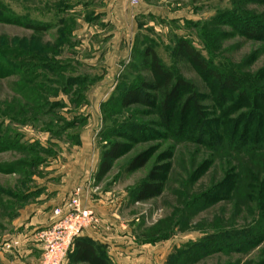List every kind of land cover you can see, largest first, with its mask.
Returning <instances> with one entry per match:
<instances>
[{"label": "rangeland", "instance_id": "rangeland-1", "mask_svg": "<svg viewBox=\"0 0 264 264\" xmlns=\"http://www.w3.org/2000/svg\"><path fill=\"white\" fill-rule=\"evenodd\" d=\"M245 26L264 32V0H0V258L37 246L39 261L35 236L78 188L95 221L83 235L109 264H264V40ZM179 41L237 88L219 98ZM145 47L199 112L163 127L156 108L121 105L152 80ZM162 166L160 195L136 202Z\"/></svg>", "mask_w": 264, "mask_h": 264}, {"label": "trees", "instance_id": "trees-1", "mask_svg": "<svg viewBox=\"0 0 264 264\" xmlns=\"http://www.w3.org/2000/svg\"><path fill=\"white\" fill-rule=\"evenodd\" d=\"M244 28L248 37L264 40V32L260 29L252 26H245ZM176 56L186 60L199 72L211 77L216 83L219 98H224L225 95L230 94L237 88L236 85L238 82L236 77L231 74H218L211 70L198 52L185 42L179 41L177 44ZM142 60L148 66L152 80L151 82H142L138 88L128 90L121 98V105L123 107H128L132 104H141L156 108L161 117V125L163 127L169 126L177 110L183 114L189 106L193 107L195 112L200 110L192 86L183 79L174 78L173 74L160 63L157 55L151 48L145 47ZM148 91L154 94H148ZM186 95L188 97L185 99L184 96ZM200 115L198 116L200 117ZM120 148L122 147L119 144H114L109 150L103 153L96 172L97 180H100L110 170L112 162L121 153ZM148 158V153H142L136 156L130 161L126 167V171L134 172L141 169L147 163ZM167 170L168 168L164 166L153 169L146 180L141 182L135 189L133 194L134 200L136 202H143L159 196L165 178L163 172L165 173ZM67 264H109V262L92 241L81 236L75 240Z\"/></svg>", "mask_w": 264, "mask_h": 264}, {"label": "built area", "instance_id": "built-area-1", "mask_svg": "<svg viewBox=\"0 0 264 264\" xmlns=\"http://www.w3.org/2000/svg\"><path fill=\"white\" fill-rule=\"evenodd\" d=\"M79 196L80 189H74L70 201L53 210L51 224L35 236L41 248L39 264H67L75 240L94 227L93 213L81 204Z\"/></svg>", "mask_w": 264, "mask_h": 264}, {"label": "crops", "instance_id": "crops-1", "mask_svg": "<svg viewBox=\"0 0 264 264\" xmlns=\"http://www.w3.org/2000/svg\"><path fill=\"white\" fill-rule=\"evenodd\" d=\"M42 215L43 216H40V218H38L35 222L37 227L44 226L47 223V218L45 216V213H43ZM95 234L96 233H93V235ZM39 251H40L39 247L34 246L32 248L30 247L28 249L26 248L25 250H22V253L19 255L2 256L0 258V264H38L39 255H37L35 252L39 253Z\"/></svg>", "mask_w": 264, "mask_h": 264}]
</instances>
